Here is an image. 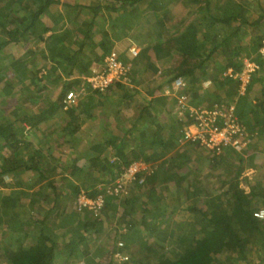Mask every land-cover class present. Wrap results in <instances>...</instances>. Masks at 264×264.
<instances>
[{"label": "crops", "instance_id": "obj_1", "mask_svg": "<svg viewBox=\"0 0 264 264\" xmlns=\"http://www.w3.org/2000/svg\"><path fill=\"white\" fill-rule=\"evenodd\" d=\"M153 1L150 3H155L154 6L135 0H12L10 7L13 15L9 26L19 27L21 32L27 26L28 32L7 46L5 52L15 64L6 70L5 82L0 83V152L22 150L23 161L30 169L20 178L24 179L21 183L10 175L6 181L4 176L5 184H0V191L8 195L11 190H24L20 202L27 219H39L42 211L60 203L52 215L55 218L52 226L63 232L72 229L73 224L59 223L58 216L60 211L67 218L75 212L74 190L90 194L99 185L113 182L129 159L128 164L141 162L148 166L147 174L143 175L147 176V189L155 188L160 204L179 205L172 212L169 208L167 214L154 215L156 220L143 222V213L154 203L146 199L148 193L142 184L137 188L143 192L139 197L140 192L132 184L129 186L128 194H136L138 198L128 204L125 201L122 205L124 196L109 197L111 215L103 211L100 227L87 235L82 252L91 257L93 252H101L103 256L97 255L101 259L111 253L112 264L116 259L122 264L130 256H142L145 243L169 248L170 224L182 219L186 206L187 198L180 188L190 191L194 186L213 188L218 184V175L225 179L221 169L212 171L205 149L193 142L180 144L176 140L172 146L169 141L171 135L178 138L181 128L173 112L175 97L164 92L169 80L162 72L169 63L157 61L153 46L162 43L168 32L174 33L177 25L184 27L202 21L214 43L226 44L225 50L221 48L211 55L205 70L195 72L198 80L186 82L182 91L189 95L193 105L210 106L216 101L236 99V114L252 140L244 153L222 154V163L226 167L229 163L237 165L238 155L241 157L240 185L246 192L249 191L246 180L256 178L264 183V56L260 55L259 41L257 45L264 19L255 23L260 13H264L260 10H264V0H259V4L253 1L247 7L242 0ZM229 1L236 4L233 5L236 9L241 7V18H232L228 23L210 19L209 7L211 11L221 10ZM36 10H41L38 17L33 14ZM164 13L166 18L162 16ZM132 47L138 50L135 56L130 52ZM111 51L131 64L130 71L125 80L111 84L99 96L87 88L85 77L92 69L101 67ZM243 58L261 61L251 74L245 93L238 96V81L224 77L223 72L228 67L241 70ZM232 59L239 63L238 70L228 63ZM204 81L209 83L204 85ZM79 88L84 92L76 103L63 108L60 102L63 92ZM2 124L10 133L3 131ZM8 134L12 137L11 148L6 146ZM124 142V149L117 150ZM140 144L142 149L138 150ZM166 167L174 175L164 182ZM151 169L156 171L154 178L148 175ZM39 172L46 177L32 185ZM48 181H52L54 189L48 186ZM144 201L147 206L142 205ZM88 214L91 213L84 211L82 217ZM168 219L171 220L166 223ZM4 225H0V243L7 231ZM16 234H9L6 241ZM118 242L123 244L120 246ZM263 255L262 242L256 245V264ZM83 259L72 264H86Z\"/></svg>", "mask_w": 264, "mask_h": 264}, {"label": "trees", "instance_id": "obj_2", "mask_svg": "<svg viewBox=\"0 0 264 264\" xmlns=\"http://www.w3.org/2000/svg\"><path fill=\"white\" fill-rule=\"evenodd\" d=\"M135 1H147L152 6L155 4L150 3L154 2L153 0ZM253 1L259 4V0H242L243 6L247 7ZM11 3L12 0H0V83L5 82L6 70L15 64L11 57L6 56L7 46L16 42L28 32L27 26L21 28L22 32L21 30L19 31V27L9 26L12 24L13 15L10 9ZM233 5L235 6L236 4L233 1H229L223 8L221 7V10L216 11H211V7H209L207 14H209L210 19L228 23L232 18H241V7H238L237 11ZM260 10L264 12L263 9ZM40 11L36 10L33 13L34 17H38ZM166 15L167 13H164L162 15L163 18H166ZM262 19H264V13H260L255 23L259 24ZM207 27L206 25L204 26L202 21L199 23L193 21L184 27L177 25L174 31L175 34L166 30V33L168 32L169 34L165 35L164 41L153 46L157 61L164 60L165 63H169L166 71L163 70L164 72H162L163 77L167 78L169 83L176 77H182L186 80L185 83L196 82L198 78H196L197 74L195 72L207 68V61L215 51H221V48L225 50L224 46L226 44L223 41H218V43L212 41L209 37L210 30ZM258 36L257 45L259 41L260 46L264 39V28L260 29ZM257 45L255 39L254 49H256ZM228 63H231L236 70L240 67L236 60H229ZM67 91L65 90L60 97L62 107L63 98ZM105 92L99 93V96L104 95ZM1 127H5L4 124ZM5 128L3 131H8L7 126ZM8 132L10 133V131ZM10 135H6L5 140L7 141L6 146L11 148L12 137ZM180 136L181 129L177 139H174L172 135L170 136L169 141L172 146L176 140L178 141ZM113 141L114 139H112ZM124 144L125 142L120 147H117V150H123ZM133 145H135V142ZM141 147L142 145L140 144V149L138 150H141ZM231 151L225 150L221 154L207 153V159L211 161L212 171L221 169L222 173L225 174L224 180L222 179L223 175H218L219 180L215 187L194 186L191 191L188 188H180L185 192L184 195L187 199L184 202L186 206L182 210L184 213L181 216L182 219L173 220L170 224L171 246L168 248L166 245L145 243V250L142 256L140 255L137 258L130 256L128 261L122 264H256V245L264 243V219L256 218L253 213L261 206L264 207V183L261 180H256V178L246 180L249 187V191L246 192L240 185L242 173L241 157L238 155L240 161L237 165L229 163L226 167L225 163H222V154ZM21 154L22 150H14L13 148L12 150L0 152V184H5L3 177L6 175H10L11 178L19 181L21 177H24V174L29 172V164L24 163ZM126 157L128 158V156ZM128 160L125 161L126 165L129 163ZM151 170L148 175L154 178L156 171ZM31 171L33 170L31 169ZM146 174L145 172L142 173V175ZM173 175L172 170L166 167L163 170L164 182L170 180ZM45 177V174L39 172L37 180L31 184L33 185ZM143 177V182H134L131 187L137 189L143 186L146 188L145 193H148L146 199L153 201L154 205L151 208L147 207L148 209L145 214L143 213L141 221L144 222L147 219H150L148 221L156 220L154 215L158 217L165 213L167 214L169 208L173 209L170 210L172 212L179 206L176 204L177 207L175 205L171 207L170 203L165 202L160 204L159 194H157L154 187L147 189V176ZM21 181H24V179L19 182L21 183ZM138 184L142 185L138 186ZM48 186L52 187V181H48ZM137 190L140 192L139 189ZM97 192L98 189H95L87 195L93 197ZM24 193L21 188L11 190L8 195H4L0 191V225L5 224L4 226L7 228V231L1 237L0 264H72L83 257L86 264H112L111 253L108 257L101 259L100 256H103L101 252H93V257L87 256L88 252L86 254L82 252L84 244H87V235H89L91 230L96 231L100 227V217L103 211L104 214L111 215L109 213V208L111 207L109 197L106 198L105 204L98 215L91 213L87 217H82L84 211H78L74 207L75 212L67 218L65 213L60 211V216H58L59 223L73 224L72 229L67 228L63 230V233L60 230H55L52 226L55 219L52 215L59 208L60 203H54L50 209L42 211V217L39 219H27L25 218L27 216L23 214L25 210L20 202V195ZM77 193L78 191L75 189L73 192L74 199ZM142 193H138L139 195L137 194V196L139 197ZM135 197L136 194L133 196L131 193L128 196L125 195L124 198L122 196V205L125 201H127L125 204H128ZM113 198L120 199V197ZM141 203L143 206H147L145 201ZM105 209L108 210L105 211ZM169 220L171 219L165 222L168 223L170 222ZM82 229L84 233H82ZM13 232H17V234L7 242V237L9 238V234L11 235ZM95 258H98V260L95 261ZM259 261V264H264V255Z\"/></svg>", "mask_w": 264, "mask_h": 264}, {"label": "built area", "instance_id": "obj_3", "mask_svg": "<svg viewBox=\"0 0 264 264\" xmlns=\"http://www.w3.org/2000/svg\"><path fill=\"white\" fill-rule=\"evenodd\" d=\"M130 52L135 56L138 50L132 47ZM259 52L264 56V39ZM241 62V70L235 71L233 67H228L223 72L224 77L238 81V96L245 93L251 74L259 68V63L255 60L243 58ZM130 67V63H125L115 51H111L104 57L102 66L92 69L85 77V84L88 89L103 93L114 82L125 80ZM203 83L207 85L209 81ZM185 86L186 83L182 77H176L164 86V92L175 97L173 112L181 125L179 143L193 142L212 154H221L225 150L244 153L252 136L236 114V99L216 101L210 106L193 105L189 95L182 91ZM83 92V88L68 90L63 98V108L67 109L75 104ZM147 167L141 162H132L122 166L114 181L99 185L98 192L93 197L88 196L84 190H80L74 199L75 209L98 215L107 197L125 196L132 183L143 182L142 173L147 171ZM5 180H9V177L5 176ZM253 214L258 219H264L263 208L256 210ZM122 244L118 242V245ZM117 255L126 259L125 256Z\"/></svg>", "mask_w": 264, "mask_h": 264}, {"label": "rangeland", "instance_id": "obj_4", "mask_svg": "<svg viewBox=\"0 0 264 264\" xmlns=\"http://www.w3.org/2000/svg\"><path fill=\"white\" fill-rule=\"evenodd\" d=\"M141 252L140 251H138V254H140ZM114 264H119V259L117 260H115V262H114Z\"/></svg>", "mask_w": 264, "mask_h": 264}]
</instances>
